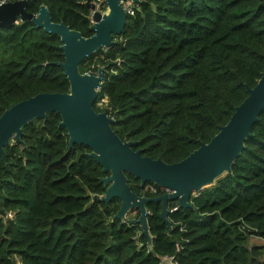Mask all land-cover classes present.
Returning <instances> with one entry per match:
<instances>
[{
  "label": "trees",
  "instance_id": "16d2710c",
  "mask_svg": "<svg viewBox=\"0 0 264 264\" xmlns=\"http://www.w3.org/2000/svg\"><path fill=\"white\" fill-rule=\"evenodd\" d=\"M15 0H5V2ZM83 0H28L51 21L90 36ZM114 43L79 64L104 67L93 108L133 150L173 163L208 142L264 71V0H143ZM60 38L29 20L0 26V115L41 92H67ZM231 171L191 194V206L146 208L138 224L112 219L120 201L93 199L108 175L84 145L68 148L60 115L34 119L0 155V264H264V109ZM138 195L156 196L127 175ZM171 201L168 208L176 207ZM133 212V211H132ZM138 211L135 210L134 217Z\"/></svg>",
  "mask_w": 264,
  "mask_h": 264
},
{
  "label": "water",
  "instance_id": "95a60500",
  "mask_svg": "<svg viewBox=\"0 0 264 264\" xmlns=\"http://www.w3.org/2000/svg\"><path fill=\"white\" fill-rule=\"evenodd\" d=\"M126 1L136 6L142 0H106L102 12L94 11L93 2L85 0L84 4L94 11L90 16L93 33L88 37L62 22L51 21L45 5H40L36 14L27 12L28 0L7 1L0 5V26H11L17 19L29 20L60 38L63 61L56 64L63 69L69 83L67 92L37 93L1 113L0 155L5 157V147L12 142L22 143V129L32 120L45 122L48 113H58L61 118L59 125L67 132L68 148L75 144L88 147L87 155L101 165L103 173L108 174L100 178L105 192L94 194L93 199L103 202L119 199V208L112 219L138 224L140 234L150 244L146 204L160 203L159 216L170 230L169 202H177V208L190 207L191 194L231 171V165L244 148L245 139L251 135L252 124L258 121L264 109V71L253 87L246 88L247 96L208 142L200 141L196 149L173 163L142 155L140 150L132 149L134 141L122 140L112 129L115 116L93 108L104 67L98 66L96 72L79 70V64L85 57L99 49L105 51L114 43L115 36L121 34L127 21L121 4ZM127 175L139 180L141 188L150 182L169 191L156 196L138 195L128 185ZM135 210L139 215L129 217Z\"/></svg>",
  "mask_w": 264,
  "mask_h": 264
},
{
  "label": "built area",
  "instance_id": "2783aa9c",
  "mask_svg": "<svg viewBox=\"0 0 264 264\" xmlns=\"http://www.w3.org/2000/svg\"><path fill=\"white\" fill-rule=\"evenodd\" d=\"M85 0H83V3H84ZM94 4V11L97 10V11H100L102 12L106 6V0H91ZM143 1V0H142ZM5 2V0H0V5L3 4ZM124 12L127 14V15H133L134 14V10L136 8V6H133L129 1H126V2H123L121 4ZM92 10H90V13H89V17L91 16V14L94 12ZM91 20V19H90ZM144 190H148L150 192H156L158 190V188L155 186V185H149L148 187L144 188ZM160 192L163 193V192H168L169 190L167 189H163V188H160ZM177 209V206L176 207H173L171 209H169L171 212L172 211H175ZM159 264H176L174 258L172 255H163L161 258H160V262Z\"/></svg>",
  "mask_w": 264,
  "mask_h": 264
},
{
  "label": "rangeland",
  "instance_id": "374dc122",
  "mask_svg": "<svg viewBox=\"0 0 264 264\" xmlns=\"http://www.w3.org/2000/svg\"><path fill=\"white\" fill-rule=\"evenodd\" d=\"M82 2H83V1H82ZM134 215H135V212H131L130 215H129V217H132V218H133ZM250 243H251V244H258V245H263V244H264L263 241H262L261 239L256 238V237L251 238V239H250Z\"/></svg>",
  "mask_w": 264,
  "mask_h": 264
},
{
  "label": "flooded vegetation",
  "instance_id": "af4514ba",
  "mask_svg": "<svg viewBox=\"0 0 264 264\" xmlns=\"http://www.w3.org/2000/svg\"><path fill=\"white\" fill-rule=\"evenodd\" d=\"M146 187H148V185H147V186H145V188H146ZM149 192H150V191H149ZM156 192H157V191H156ZM152 193H153V192H152ZM154 193H155V192H154ZM161 194H162V193H161Z\"/></svg>",
  "mask_w": 264,
  "mask_h": 264
}]
</instances>
